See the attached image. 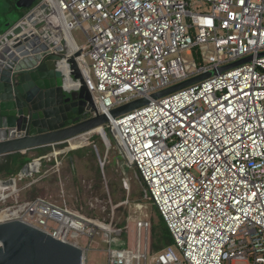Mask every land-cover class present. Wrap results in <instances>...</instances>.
<instances>
[{
    "label": "built area",
    "instance_id": "built-area-1",
    "mask_svg": "<svg viewBox=\"0 0 264 264\" xmlns=\"http://www.w3.org/2000/svg\"><path fill=\"white\" fill-rule=\"evenodd\" d=\"M41 4L50 30L80 50L78 67L99 114L215 73L109 119L105 128L172 243L151 252L150 222L137 221L130 246L107 232L105 264H264V0ZM192 4L209 9L193 11ZM76 28L82 46L72 36ZM197 50L202 63L190 69L181 53ZM247 57L248 63L217 73ZM9 196L0 190V223L18 220L73 245L86 264L98 221L43 199L1 207Z\"/></svg>",
    "mask_w": 264,
    "mask_h": 264
},
{
    "label": "water",
    "instance_id": "water-1",
    "mask_svg": "<svg viewBox=\"0 0 264 264\" xmlns=\"http://www.w3.org/2000/svg\"><path fill=\"white\" fill-rule=\"evenodd\" d=\"M39 0H16L17 10L28 12L0 33V157L67 144L81 145L96 133L106 144L104 128L115 119L147 106L212 75L207 72L164 90L99 114L79 70L80 50L70 52L61 32L43 20ZM250 57L220 67L217 73L248 63ZM77 83L76 88L67 86ZM67 151H71L69 148ZM55 154L50 153L48 157ZM42 162L23 166L17 177L0 181V189L14 188L17 180L41 173ZM82 250L21 221L0 223V264H83Z\"/></svg>",
    "mask_w": 264,
    "mask_h": 264
},
{
    "label": "rangeland",
    "instance_id": "rangeland-1",
    "mask_svg": "<svg viewBox=\"0 0 264 264\" xmlns=\"http://www.w3.org/2000/svg\"><path fill=\"white\" fill-rule=\"evenodd\" d=\"M15 2L16 0H0V33L5 32L7 27L28 12L25 9L14 8ZM189 8L193 11L200 8L209 9L205 5L200 7V4H192ZM72 36L76 44L83 43L84 38L79 29L73 30ZM209 55L211 52L207 53V57ZM201 56L202 52L198 50L189 55L181 53L183 62L190 69L202 63ZM104 129L108 137L106 146L96 133L85 135L81 145H57L50 153L59 157L58 163L43 167L42 175L32 180L23 179L12 189L7 187L0 189L4 194H10L1 207L24 203L25 190L34 184L43 193L40 198L50 204L98 221V236L94 237L88 247L86 264H105L104 240L107 232H115L119 236H113L117 242L123 246L125 244L130 246L134 243L135 223L141 220L150 222L154 218L155 208L145 197L144 186L135 169L125 164L108 128ZM92 142L98 148L97 155ZM78 147H84L87 154L83 157L69 155L67 151L69 148ZM124 219V228L120 229L118 224ZM81 241L82 246L86 247L88 242Z\"/></svg>",
    "mask_w": 264,
    "mask_h": 264
},
{
    "label": "trees",
    "instance_id": "trees-1",
    "mask_svg": "<svg viewBox=\"0 0 264 264\" xmlns=\"http://www.w3.org/2000/svg\"><path fill=\"white\" fill-rule=\"evenodd\" d=\"M99 132H101L100 129H97L96 131H94V133H99ZM56 146L43 147V148L35 149L32 151H27L25 153H15V154H10L6 156H1L0 157V178L2 180H5L8 178L17 177V175L20 173V170L23 168V166L33 160L39 159L42 162V169L45 166L55 165L56 163L59 162V157H55V156L48 157V154H50L52 149ZM86 154H87V150H85L84 147H78L69 152V155H78V157H83ZM40 175L42 174L40 173L39 175L34 176L33 178L38 177ZM25 194H26V197H25L24 202H34L38 199H42L40 198V196L43 193L39 188H37L36 185L32 184L29 186V188L25 190ZM147 200H149V198ZM153 213H154V218H152L150 221L151 222L150 223L151 225L150 249L152 252H156L159 249L170 245L172 241H171L170 234L166 226L164 225L163 221L161 220L159 214L157 213L156 209H154ZM124 223H125V219L122 220L120 224H118V227L120 229H123L125 225Z\"/></svg>",
    "mask_w": 264,
    "mask_h": 264
},
{
    "label": "bare ground",
    "instance_id": "bare-ground-1",
    "mask_svg": "<svg viewBox=\"0 0 264 264\" xmlns=\"http://www.w3.org/2000/svg\"><path fill=\"white\" fill-rule=\"evenodd\" d=\"M69 46V50H70V52L72 53V52H74V47H73V45H71V44H68ZM67 86H69V87H72V88H76L77 86H78V84L77 83H71V82H68V84H67Z\"/></svg>",
    "mask_w": 264,
    "mask_h": 264
},
{
    "label": "crops",
    "instance_id": "crops-1",
    "mask_svg": "<svg viewBox=\"0 0 264 264\" xmlns=\"http://www.w3.org/2000/svg\"><path fill=\"white\" fill-rule=\"evenodd\" d=\"M73 38H74V36H73ZM83 43H84V41H83ZM83 43H82L81 45H78V44H77V45H78V46H82ZM73 47H74V46H73ZM92 144H93L94 151H95V153H96V155H97V154H98V148H97V146L95 145V143L92 142ZM74 149H75V148H72L71 151L74 150ZM71 156H73V155H71Z\"/></svg>",
    "mask_w": 264,
    "mask_h": 264
}]
</instances>
